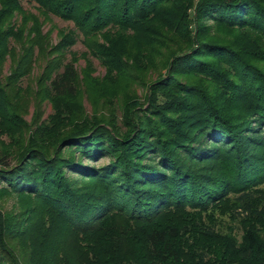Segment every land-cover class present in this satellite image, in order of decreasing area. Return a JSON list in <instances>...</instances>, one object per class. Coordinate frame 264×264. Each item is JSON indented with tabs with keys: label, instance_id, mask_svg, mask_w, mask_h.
Instances as JSON below:
<instances>
[{
	"label": "trees",
	"instance_id": "1",
	"mask_svg": "<svg viewBox=\"0 0 264 264\" xmlns=\"http://www.w3.org/2000/svg\"><path fill=\"white\" fill-rule=\"evenodd\" d=\"M19 1L0 0V189L45 208L37 219L0 210V264H264L253 225L230 263L195 241L180 253L186 236L216 237L196 220L221 200L264 227V0H32L41 19ZM50 15L75 29L51 43ZM80 34L106 68L100 80L64 61ZM122 79L143 100L126 95L119 115L85 111L83 97H98L88 80Z\"/></svg>",
	"mask_w": 264,
	"mask_h": 264
},
{
	"label": "rangeland",
	"instance_id": "2",
	"mask_svg": "<svg viewBox=\"0 0 264 264\" xmlns=\"http://www.w3.org/2000/svg\"><path fill=\"white\" fill-rule=\"evenodd\" d=\"M19 2L22 11L24 10V12H28L40 19L42 18V15L38 10L39 7L34 1L20 0ZM21 15H22L21 12H15L13 20L15 21L21 20ZM50 17L51 20L44 22V24L42 25V32L46 33L47 31L51 30L50 32L51 43H56L59 40L60 36L57 35L58 30L59 31L62 30L65 33L69 30L75 29L71 21L62 20L61 18L56 17L54 15H50ZM207 24L211 25V27L215 26L213 25L212 22H208ZM82 38L83 37L80 34L75 44L71 45L65 51L64 61L66 62L71 58V56H75L77 57V60L75 62V67L80 77H84L83 76L85 75L84 71L86 70V77H91V78L94 77L97 79L99 78L102 79V77H104L106 74V68L101 63L100 60H98L91 54H87L88 50L86 46L83 44ZM158 55L161 54L158 53ZM41 63L42 65L44 64L43 61ZM87 63H90L89 65L90 67H88ZM9 66H10V62L9 59H7L3 67V74L8 73ZM41 68H42L41 64L39 65L35 62V65L31 71L30 76L28 77L27 80L24 79L22 85L26 86L27 84H31V83L33 84L35 78L40 74ZM148 71L147 73L145 72L141 74V79L150 81L149 75L152 78L156 76L155 71L152 70H150L149 72ZM88 81L90 84H92V87L90 88V85L88 87L86 85V90H89L90 92L97 94L98 96L95 97L94 95L91 94L90 100L86 99L85 96L83 97V104L85 107V111L88 114L93 113L92 111L94 107L98 109L99 112H102L106 115L111 110H114V112L117 115H119L121 102L126 99L125 97L126 95L133 96L132 94L135 93L140 96L141 100H143L144 98L143 95L146 91L143 86L134 84V82H131V80H126V79H122L115 86H109L110 84L103 85L102 82L98 84H94L91 80ZM93 84L96 86H94ZM104 87L107 88L102 89ZM82 90H84L83 87ZM112 104L114 108L110 109L109 106H111ZM27 105H28L27 106L28 112L23 114V117L26 121L29 122L34 111V106L32 103H29ZM51 110L52 108L49 102H44L42 104V111L44 117H46L51 112ZM8 141L9 139L6 134H0L1 150H5L9 148L7 147ZM103 161L104 160H100L98 163H102ZM84 180L85 179H82V181ZM44 208L45 207L42 204V202L33 195L22 194L17 196L16 194L0 189L1 211L20 213V211H23L25 209L24 211L26 210L30 211L29 213H27L28 215L32 213V217H36L35 219H37ZM193 211L194 210L192 208L186 209V212H193ZM236 211H238V213L240 214L239 216L237 212L235 213L232 210L231 202H226L225 200H221L220 203H218L217 205H214L209 209H207L206 211H204L203 213H201V218L196 221H198L202 225L208 224L209 226L213 227L216 237L209 238L206 235H198V237L195 238V240H191L188 238V236H186L183 243L181 242L182 249L180 248V253H193L190 250L191 249L190 241L192 242L195 241V245L204 248V249L201 248L200 251H206V253H216V255L218 253V255H220L221 257H225L227 259L225 261L226 263H230L234 259L235 246H237L242 241L244 231L247 227H249V225H253L255 226V228L256 227L260 228L258 231L261 233L264 239V227L260 225L261 222L257 218H252V220L249 221V218L244 217L245 212L243 213L241 209H237ZM174 220H179V222L177 221L176 222L179 225L182 224L181 223L182 220L180 217L174 218ZM70 247L71 245L67 244L65 253L67 254L73 253V250ZM216 255H215V259L217 261H222L221 258L218 259L220 256H216ZM182 264H190V263L189 261H185L184 263L183 260Z\"/></svg>",
	"mask_w": 264,
	"mask_h": 264
}]
</instances>
